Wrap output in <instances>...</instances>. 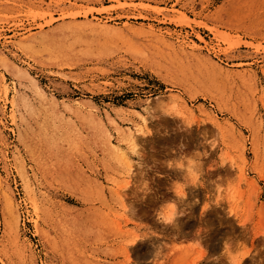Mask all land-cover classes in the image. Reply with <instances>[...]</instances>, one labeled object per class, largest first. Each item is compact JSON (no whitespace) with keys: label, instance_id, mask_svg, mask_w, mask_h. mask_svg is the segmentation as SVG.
<instances>
[{"label":"rangeland","instance_id":"rangeland-1","mask_svg":"<svg viewBox=\"0 0 264 264\" xmlns=\"http://www.w3.org/2000/svg\"><path fill=\"white\" fill-rule=\"evenodd\" d=\"M255 256L264 0H0V264Z\"/></svg>","mask_w":264,"mask_h":264},{"label":"snow or ice","instance_id":"snow-or-ice-1","mask_svg":"<svg viewBox=\"0 0 264 264\" xmlns=\"http://www.w3.org/2000/svg\"><path fill=\"white\" fill-rule=\"evenodd\" d=\"M176 194L178 196L183 195L181 192L179 186L176 188ZM173 204L172 203H162L158 209H156V212L159 213L158 217L155 216V218H158L159 220L169 222L172 219V213H173ZM129 243H132L130 240Z\"/></svg>","mask_w":264,"mask_h":264},{"label":"bare ground","instance_id":"bare-ground-1","mask_svg":"<svg viewBox=\"0 0 264 264\" xmlns=\"http://www.w3.org/2000/svg\"><path fill=\"white\" fill-rule=\"evenodd\" d=\"M22 74H23V76H25V77L27 76V74H26L25 72H23ZM35 91H36L37 96H39V97L43 100V102H44V100L46 99V98H45V95L42 94V92H41L40 90H38V89H36ZM41 99H40V100H41ZM45 102H46V101H45ZM50 102H51V101H50ZM46 103H47V102H46ZM51 103H52V102H51ZM48 104H49V103H47V105H48ZM105 140H106V139H105ZM130 144H131V148H133V151H136V152H137V145H136V143H134V142L131 141ZM8 224H9V228L16 232V230H17V229H16V228H17V220H12L11 223H8ZM238 262H239V261L236 260L234 264H239Z\"/></svg>","mask_w":264,"mask_h":264},{"label":"clouds","instance_id":"clouds-1","mask_svg":"<svg viewBox=\"0 0 264 264\" xmlns=\"http://www.w3.org/2000/svg\"><path fill=\"white\" fill-rule=\"evenodd\" d=\"M197 150H199V149H197ZM177 211H179L178 208H177ZM252 259H253V264H256L257 256L253 257ZM259 264H264V258H262V259L259 260Z\"/></svg>","mask_w":264,"mask_h":264}]
</instances>
